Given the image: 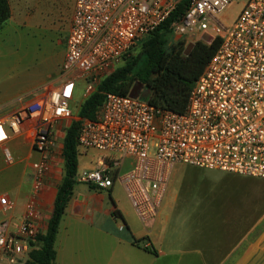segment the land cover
Returning <instances> with one entry per match:
<instances>
[{
  "label": "built area",
  "instance_id": "built-area-1",
  "mask_svg": "<svg viewBox=\"0 0 264 264\" xmlns=\"http://www.w3.org/2000/svg\"><path fill=\"white\" fill-rule=\"evenodd\" d=\"M183 0H76L62 83L0 121V148L8 165L15 161L6 144L36 122L31 162L32 198L21 223L13 226L15 203L0 194V259L24 264L38 249L42 213L37 197L62 156L58 127L71 124L77 91L91 96L144 37L155 32ZM242 10L231 26L216 15L232 2ZM182 38H219L220 47L195 83L184 114L158 109L148 101L106 94L94 120L84 119L78 146L105 155L76 181L97 190L120 183L142 224L155 220L175 169L190 166L264 180V0H190L171 24ZM125 158L132 160L123 170ZM124 225L120 226V230Z\"/></svg>",
  "mask_w": 264,
  "mask_h": 264
},
{
  "label": "crops",
  "instance_id": "crops-1",
  "mask_svg": "<svg viewBox=\"0 0 264 264\" xmlns=\"http://www.w3.org/2000/svg\"><path fill=\"white\" fill-rule=\"evenodd\" d=\"M53 1L59 5V17L63 20L68 19L71 27L76 0ZM9 3L11 18L8 22L17 21L21 13L18 14L13 0H9ZM30 12L19 20L23 27L31 26ZM65 53L61 60V68ZM61 83L62 75L54 80L43 81L24 93L13 95L6 93L0 97V121L7 123L16 109L43 98L49 88L59 86ZM35 132L36 122L27 120L22 127V133L12 137L6 144L15 159L14 163L9 165L15 168V173L14 178L10 179L9 187L0 191V194H7L15 203L16 207L10 213V222L12 223L15 217L19 220L12 223L14 227L21 223L26 204L32 198L31 182L27 172L30 170L31 162L39 159L32 145ZM64 137L65 133L60 139L62 156L53 158L51 176L36 199L43 216L39 224L41 234L47 230L58 187L64 178ZM0 150L2 161L5 162L2 148ZM124 161L122 169L127 170L132 160L125 158ZM23 164H25L23 168L19 167ZM116 189L117 182L112 188L105 190H97L88 185L86 188L74 189V195L66 208L56 238L55 264H264V229L260 231L259 227L260 222L264 220L263 216L246 232L238 235V224L235 221L233 224L229 223L228 229L224 230L226 238L217 242L215 239L196 242V246L189 249L190 242L166 241L167 226L171 222V216L166 212L169 210L166 199L157 218L148 224H142L143 227L139 228L132 223L127 207L115 199ZM115 211L119 213L118 218L114 216ZM121 225H124L123 230H120ZM259 231L260 234L256 238ZM136 239L145 241L135 244ZM152 249L156 253L152 252ZM3 261L4 259H0V262Z\"/></svg>",
  "mask_w": 264,
  "mask_h": 264
},
{
  "label": "rangeland",
  "instance_id": "rangeland-1",
  "mask_svg": "<svg viewBox=\"0 0 264 264\" xmlns=\"http://www.w3.org/2000/svg\"><path fill=\"white\" fill-rule=\"evenodd\" d=\"M19 1L13 0V3L21 17L17 21L7 22L0 29V97L6 93H24L43 81L59 78L60 64L70 32V22L59 17V5L53 0ZM242 7L241 2L234 1L216 17L229 27L238 18ZM28 12L32 14V23L31 26L23 27L19 20ZM171 40H185L188 46L199 39L172 35ZM83 95L84 86L81 85L75 98L73 116L78 114V107L84 101ZM149 97L150 92L144 87L140 99L147 102ZM69 125L64 123L58 127L61 135ZM78 151V173L92 168L105 155L96 149L79 148ZM24 165L19 167L23 168ZM14 170L2 161L0 150V191L9 187L10 179L14 178ZM174 172L165 198L169 207L166 212L171 216L167 226V242H190L188 248L193 249L196 242L213 239L217 242L226 238L224 230L228 229L229 223L236 221L239 235L258 222L257 219L253 223V218L264 209L263 179L190 166H179ZM30 173L31 170H28L27 177ZM81 188H86V185L77 182L75 189ZM114 196L127 207L132 223L142 228L120 183H117ZM262 216L264 218V211L260 214ZM17 220L13 218L12 223ZM259 227L260 231L264 229V220ZM260 231L256 233V238ZM0 264H8V261L4 260Z\"/></svg>",
  "mask_w": 264,
  "mask_h": 264
},
{
  "label": "trees",
  "instance_id": "trees-1",
  "mask_svg": "<svg viewBox=\"0 0 264 264\" xmlns=\"http://www.w3.org/2000/svg\"><path fill=\"white\" fill-rule=\"evenodd\" d=\"M190 0H183L172 17L155 32L142 38L130 56L123 59L115 71L101 82L97 90L84 99L78 107L77 119L73 120L63 139L64 178L58 187L54 210L45 233L39 234L38 249L29 253L24 264H55L56 238L66 208L74 195L79 170L78 135L82 120H94L100 112L106 94L129 96L136 84H142L150 92L149 103L158 109L184 114L190 93L203 74L206 66L218 51L219 38L194 42L189 55H185L187 42L172 41L171 24L182 16ZM11 18L9 0H0V29ZM234 175V174H233ZM255 179V178H252ZM262 209L261 212H263ZM254 215L253 223L260 218ZM119 217L117 211L114 212ZM145 239L134 240L141 244ZM152 252L156 253L153 249Z\"/></svg>",
  "mask_w": 264,
  "mask_h": 264
},
{
  "label": "water",
  "instance_id": "water-1",
  "mask_svg": "<svg viewBox=\"0 0 264 264\" xmlns=\"http://www.w3.org/2000/svg\"><path fill=\"white\" fill-rule=\"evenodd\" d=\"M204 40H209L211 39L210 36L208 35H205L203 37ZM193 43L189 44L185 50V55H189L192 48H193ZM144 86L142 84H136L135 87L133 88L130 96L133 97V98H137L139 97V95L141 94L142 90H143Z\"/></svg>",
  "mask_w": 264,
  "mask_h": 264
}]
</instances>
